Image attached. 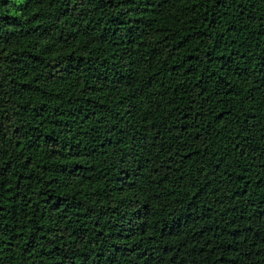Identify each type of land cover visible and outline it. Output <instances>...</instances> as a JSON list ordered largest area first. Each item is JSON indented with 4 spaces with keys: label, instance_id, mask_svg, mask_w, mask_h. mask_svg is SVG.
<instances>
[{
    "label": "trees",
    "instance_id": "1",
    "mask_svg": "<svg viewBox=\"0 0 264 264\" xmlns=\"http://www.w3.org/2000/svg\"><path fill=\"white\" fill-rule=\"evenodd\" d=\"M0 264H264V0H0Z\"/></svg>",
    "mask_w": 264,
    "mask_h": 264
}]
</instances>
